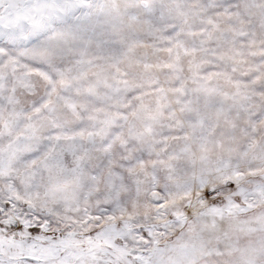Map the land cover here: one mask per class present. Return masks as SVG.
I'll return each mask as SVG.
<instances>
[{"label":"snow or ice","instance_id":"snow-or-ice-1","mask_svg":"<svg viewBox=\"0 0 264 264\" xmlns=\"http://www.w3.org/2000/svg\"><path fill=\"white\" fill-rule=\"evenodd\" d=\"M0 264H264V0H0Z\"/></svg>","mask_w":264,"mask_h":264}]
</instances>
